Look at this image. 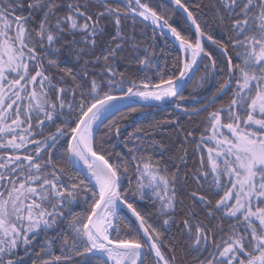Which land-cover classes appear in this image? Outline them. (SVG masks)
Masks as SVG:
<instances>
[{
    "label": "snow or ice",
    "instance_id": "1",
    "mask_svg": "<svg viewBox=\"0 0 264 264\" xmlns=\"http://www.w3.org/2000/svg\"><path fill=\"white\" fill-rule=\"evenodd\" d=\"M176 13L187 34L169 23ZM122 19L133 28L151 25L177 48L171 75L159 82L148 76L158 69L155 53L148 46L141 52ZM213 26L226 39L216 38ZM105 35L97 55V37ZM125 48L135 78L116 70ZM64 49L82 71L61 66ZM197 73L198 87L219 73L218 87L185 104L184 89ZM221 96L228 101L208 111ZM122 101L129 113L142 114L152 101L189 118L208 112L199 136L178 129L179 161L187 164L190 145L199 162L176 243L162 241L137 205L150 201L164 228L173 221L180 165L169 172L155 158L167 146L137 126L120 141L126 154L105 151L103 137L120 140ZM121 226L129 230L123 237ZM28 261L264 264V0H165L157 8L150 0H0V264Z\"/></svg>",
    "mask_w": 264,
    "mask_h": 264
},
{
    "label": "trees",
    "instance_id": "2",
    "mask_svg": "<svg viewBox=\"0 0 264 264\" xmlns=\"http://www.w3.org/2000/svg\"><path fill=\"white\" fill-rule=\"evenodd\" d=\"M93 4H95L96 0H92ZM154 8L159 7L161 4H164L165 2L161 0H150ZM199 2V0H189V3H196ZM205 4L209 3V0H204ZM193 11H196L195 9H192ZM89 11H95V8L89 9ZM204 12L207 14L208 18L211 19V13L208 11V9H205ZM138 20V19H137ZM103 23V22H102ZM169 23L176 27L178 30L182 31V33L187 34L188 28L185 26V21L181 18V16L176 13L172 15L171 20ZM122 24L124 27V31L126 34H133L137 38V42L141 45V52L143 50V47L148 46L149 51L154 52L155 56L153 59L157 62L158 69H151L148 72V76L152 78L154 82H159V79L161 76L163 78H167L168 75H171L174 69L171 68V65L173 64L176 54H177V48L175 46H170L168 43H166L165 38H162L158 36L157 32L154 34L152 29L147 26L140 24L137 22L133 28V24L131 20H123ZM109 31H113L111 25L108 27ZM213 32L216 38H223L226 39V36L220 31L219 28H216L213 26ZM153 36L155 38L153 39ZM192 38L194 39L193 32L191 33ZM77 40H79V36L76 37ZM108 40L107 35L105 36H98L97 37V47H96V54H100L102 50L105 49V42ZM208 47H211L210 45H207ZM132 59L131 54L129 53L128 49L125 48L124 52L121 54V58H117L115 61V67L117 71H124L125 69L128 70L127 74L133 78H135L137 75H140L137 73V66L135 64H129V61ZM61 61H62V67H71L74 71L80 72L82 71L80 65L76 64L74 60L69 55V50L64 49L63 53L61 55ZM205 61H207V58H205ZM83 61H81L82 63ZM210 63V62H208ZM99 66L97 67L98 70ZM201 68H203V64L201 65ZM159 70L160 75H157V71ZM202 73H197L196 76L193 78V80L187 85V87L184 89V95L188 97V100H186L185 104H192L197 100H200L202 98H205L209 96L216 87H218L217 81L220 79V74L216 73L214 76H212L202 87L197 86V81L200 78V75ZM228 101L227 96H221L218 98L217 102L212 105L211 108L208 109V111H212L215 108H218L221 106V104L226 103ZM199 107V104L196 105ZM142 114L148 111L149 109L143 108ZM141 113H129L128 109L122 110L118 113H116L115 120L120 125L121 128V137L120 140H117L115 138L114 133L112 134V138L109 139L108 137H103L105 139V151L106 152H120L122 154H126V149L124 145L120 142L123 140L125 136L131 131H133L137 126H142L146 128L149 132L152 133V138L156 139L157 141H160L164 145L167 146L166 151L161 153L159 149H157V155L156 159L160 161L161 168L167 167L169 172H174L176 170V166L179 164V176L181 177V181L177 182L176 184V191H177V199H176V211L174 213V219L172 222H170V225L167 228H164L163 226V219L158 218L154 211V205L149 202L144 201H137V205L141 208L142 211H144L148 217L149 221L153 224H155L158 228L161 229L163 235L161 237L162 241L165 243L169 242L170 240L173 243H176V241L180 238V228L178 227L182 220L185 218V213L192 208V199L190 198V193L192 190L196 188V185L192 183L191 181V169L195 167L199 162V157H193L192 155V147L190 145L187 146L188 148V160L187 164H182L178 157L183 154L184 148L182 147L184 137L182 132L178 131V129H182L183 133H187L188 131H196L197 136H199L200 131L203 129V124L205 117L207 116L208 112H203L199 116H192L189 118L188 115L184 113H178L177 111L173 109H167L164 111H158L152 114H149L145 116L144 118H141L138 120L141 115ZM126 117V118H125ZM175 119L177 123H166L164 121H169ZM157 122H161L157 125ZM105 129L101 127L97 131V139L102 137ZM114 145V147H113ZM214 146V145H212ZM205 159L207 158V152L204 153ZM189 173V179L185 183L183 182L184 173ZM124 186H128L127 179L124 180ZM82 207H87V205H83ZM81 206H77L75 208L76 211H82ZM196 211H199V205L197 203L196 205ZM128 216V215H127ZM128 221H130L132 224H135V222L128 216ZM127 222V221H126ZM207 223V221H206ZM212 223H215L213 221ZM122 227V237L127 235L128 229H124ZM225 227H227L225 225ZM142 235V234H141ZM175 238V239H173ZM37 244L40 243L38 240L36 242ZM177 254H180L179 248L177 249ZM27 264H31L30 261L27 262Z\"/></svg>",
    "mask_w": 264,
    "mask_h": 264
},
{
    "label": "water",
    "instance_id": "3",
    "mask_svg": "<svg viewBox=\"0 0 264 264\" xmlns=\"http://www.w3.org/2000/svg\"><path fill=\"white\" fill-rule=\"evenodd\" d=\"M161 1H163V2H165V0H161ZM180 16H181V14L180 13H178ZM137 19H139V18H137ZM184 20V19H183ZM185 21V20H184ZM148 26H150V28H152V26L151 25H148ZM192 32H193V34H194V36H195V33H194V30H192ZM157 34H158V36L159 37H162L160 34H159V32H157ZM167 39L169 40V41H171V40H173L174 38H172L171 37V35H170V33L168 34V37H167ZM205 44H207V42H205ZM208 45V44H207ZM194 78V77H193ZM193 78H192V80H193ZM191 80V81H192ZM190 81V82H191ZM189 82V83H190ZM188 83V84H189ZM136 103V106H141V104H142V102H139V101H137V102H135ZM127 104H129V102L128 101H122V102H120V104L118 105V107H120V111H122V110H125V109H128L127 107H124V105H127ZM142 107L143 108H149L150 109V111H146L145 113H143L142 115H141V117L138 119V120H140L141 118H144L145 116H147V115H149V114H152V113H155V112H158V111H164V110H167V109H172L170 106L169 107H166L164 104H159L158 102H155V101H152V102H149V103H147V104H142ZM174 110V109H173ZM175 111H177V110H175ZM125 212H126V210H125ZM134 222H135V218H133V217H131L130 216V214H127ZM136 223V222H135ZM142 234V233H141Z\"/></svg>",
    "mask_w": 264,
    "mask_h": 264
},
{
    "label": "rangeland",
    "instance_id": "4",
    "mask_svg": "<svg viewBox=\"0 0 264 264\" xmlns=\"http://www.w3.org/2000/svg\"><path fill=\"white\" fill-rule=\"evenodd\" d=\"M224 131H225V132H227V130H226V129H225ZM229 135H230V133H229Z\"/></svg>",
    "mask_w": 264,
    "mask_h": 264
}]
</instances>
